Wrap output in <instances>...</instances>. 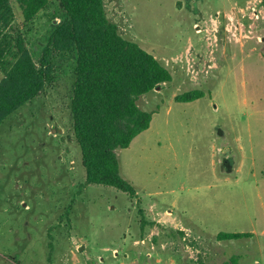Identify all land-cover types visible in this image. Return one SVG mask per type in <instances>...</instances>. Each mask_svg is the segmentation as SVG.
I'll list each match as a JSON object with an SVG mask.
<instances>
[{
	"label": "rangeland",
	"instance_id": "1",
	"mask_svg": "<svg viewBox=\"0 0 264 264\" xmlns=\"http://www.w3.org/2000/svg\"><path fill=\"white\" fill-rule=\"evenodd\" d=\"M172 81L138 99L150 128L118 150L136 190L86 185L70 110L74 58L0 129V264H264V0H104ZM0 37V82L36 63L61 7ZM3 51V52H2ZM201 91L204 97L177 102ZM220 233L247 234L219 241Z\"/></svg>",
	"mask_w": 264,
	"mask_h": 264
},
{
	"label": "trees",
	"instance_id": "2",
	"mask_svg": "<svg viewBox=\"0 0 264 264\" xmlns=\"http://www.w3.org/2000/svg\"><path fill=\"white\" fill-rule=\"evenodd\" d=\"M25 26L53 4L61 7L43 56L35 62L25 38L16 42L15 62L0 82V129L6 120L33 101L50 83L52 57L74 58L70 110L75 139L86 170V185H100L136 195L120 174L118 150L128 149L147 131L153 113L142 110L138 99L172 81L169 70L135 42L124 39L106 14L104 0H15ZM12 0H0V37L12 29ZM3 52V51H2ZM204 97L201 91L178 96L177 102ZM220 233L219 241L247 237Z\"/></svg>",
	"mask_w": 264,
	"mask_h": 264
}]
</instances>
